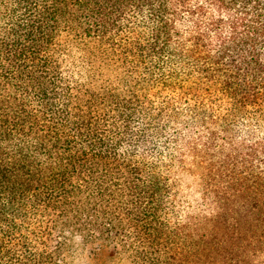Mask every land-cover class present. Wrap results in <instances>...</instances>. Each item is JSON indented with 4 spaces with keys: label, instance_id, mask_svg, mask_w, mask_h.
I'll return each instance as SVG.
<instances>
[{
    "label": "trees",
    "instance_id": "16d2710c",
    "mask_svg": "<svg viewBox=\"0 0 264 264\" xmlns=\"http://www.w3.org/2000/svg\"><path fill=\"white\" fill-rule=\"evenodd\" d=\"M264 264V0H0V264Z\"/></svg>",
    "mask_w": 264,
    "mask_h": 264
},
{
    "label": "rangeland",
    "instance_id": "374dc122",
    "mask_svg": "<svg viewBox=\"0 0 264 264\" xmlns=\"http://www.w3.org/2000/svg\"><path fill=\"white\" fill-rule=\"evenodd\" d=\"M113 253V246L99 244L81 251L78 261L80 264H109L108 260ZM114 263L117 264V261Z\"/></svg>",
    "mask_w": 264,
    "mask_h": 264
}]
</instances>
